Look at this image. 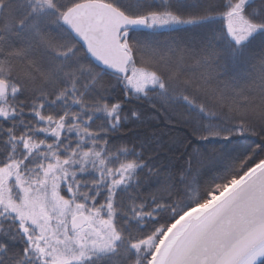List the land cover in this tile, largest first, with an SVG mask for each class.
I'll return each mask as SVG.
<instances>
[{"label":"snow or ice","instance_id":"snow-or-ice-1","mask_svg":"<svg viewBox=\"0 0 264 264\" xmlns=\"http://www.w3.org/2000/svg\"><path fill=\"white\" fill-rule=\"evenodd\" d=\"M0 264H264V0H0Z\"/></svg>","mask_w":264,"mask_h":264},{"label":"trees","instance_id":"trees-1","mask_svg":"<svg viewBox=\"0 0 264 264\" xmlns=\"http://www.w3.org/2000/svg\"><path fill=\"white\" fill-rule=\"evenodd\" d=\"M178 38L183 39L186 43H190L193 46H196L199 43V38L193 37L191 33H188V34L181 33L178 36ZM162 131L166 134H170L171 136L177 138L178 140H185L184 147L174 157V163H179L183 165L184 160L186 159V157L184 156L185 150L191 151L192 148L198 147L199 145H204L209 148L212 147V145H210L208 141H201L199 140L198 137L191 135V128L187 127L183 120L180 123H177L174 125H168L167 127H163ZM122 135L126 137H131L132 133L126 132V133H122ZM201 151H203V148H201ZM216 174L218 173L209 172L206 179Z\"/></svg>","mask_w":264,"mask_h":264}]
</instances>
